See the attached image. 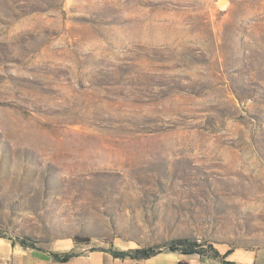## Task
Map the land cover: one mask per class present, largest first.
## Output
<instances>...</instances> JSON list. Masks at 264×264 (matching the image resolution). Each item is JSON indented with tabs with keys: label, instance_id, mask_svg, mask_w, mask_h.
<instances>
[{
	"label": "rangeland",
	"instance_id": "rangeland-1",
	"mask_svg": "<svg viewBox=\"0 0 264 264\" xmlns=\"http://www.w3.org/2000/svg\"><path fill=\"white\" fill-rule=\"evenodd\" d=\"M0 237L263 249L264 0H0Z\"/></svg>",
	"mask_w": 264,
	"mask_h": 264
},
{
	"label": "crops",
	"instance_id": "crops-1",
	"mask_svg": "<svg viewBox=\"0 0 264 264\" xmlns=\"http://www.w3.org/2000/svg\"><path fill=\"white\" fill-rule=\"evenodd\" d=\"M73 244H68L63 250L50 248L40 250L24 248L0 237V264H223L211 258H195L174 253H159L148 259H116L107 252H89L71 257L67 262L56 261L51 254L70 252ZM234 264H264V248L256 252L234 249L224 259Z\"/></svg>",
	"mask_w": 264,
	"mask_h": 264
},
{
	"label": "trees",
	"instance_id": "trees-1",
	"mask_svg": "<svg viewBox=\"0 0 264 264\" xmlns=\"http://www.w3.org/2000/svg\"><path fill=\"white\" fill-rule=\"evenodd\" d=\"M175 242L178 243V245H180V246H182L184 244L188 245V248H186L185 250L182 251L183 254L188 255V254L194 253L193 249H194V247H196V245L194 243H190V242H188V240H184V239H179ZM21 246L24 248H27V246H23V245H21ZM172 251H176V249L172 250ZM212 252L214 254V257L220 259V261L223 264H234L233 262L224 261V259L230 254L231 250H228L223 255H220L217 251H215L213 249H212ZM109 253L113 258L121 259V260H124L127 258L132 259V260L148 259L154 255L153 252H148V251L142 250V249L128 250L125 252H123V251L122 252L121 251H110ZM51 256L56 261L64 263V262H67L71 257H74L76 255L74 254V252L70 251V252L61 253V254H51Z\"/></svg>",
	"mask_w": 264,
	"mask_h": 264
}]
</instances>
